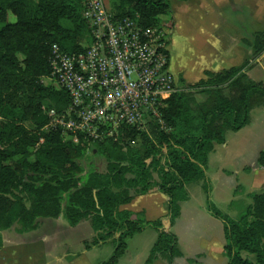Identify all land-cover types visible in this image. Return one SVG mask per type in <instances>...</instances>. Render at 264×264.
Returning a JSON list of instances; mask_svg holds the SVG:
<instances>
[{
  "label": "trees",
  "instance_id": "16d2710c",
  "mask_svg": "<svg viewBox=\"0 0 264 264\" xmlns=\"http://www.w3.org/2000/svg\"><path fill=\"white\" fill-rule=\"evenodd\" d=\"M30 1L32 14L26 0H0V227L14 225L21 234L35 230L40 218L61 217L69 226L86 220L94 232L92 245L118 233L111 240L112 254L99 263L117 264L126 239L149 226L157 236L144 264L158 257L170 264L182 256L176 235L162 229L160 218L148 221L142 211L120 207L157 186L167 197L172 226L180 203L188 200L186 184L200 181L207 211L223 224L226 264H264V190L253 193L251 204L234 219L210 199L205 174L214 146L225 142L228 131L248 125L253 108L264 106V82L246 75L247 62L217 72L204 70L194 83L179 77L181 88L160 107L161 123L148 116L143 127L121 126L100 141L85 142L80 135L76 142L63 140L59 130L43 129L47 120L28 128L26 108L57 114L69 109L68 93L39 79L50 73L52 44L69 53L83 52L90 44L83 0ZM121 5L117 15L137 14L141 25L155 27L171 1L121 0ZM244 43L252 45L257 57L264 51V29ZM197 94L204 98L197 100ZM137 136L138 145L133 144ZM87 143L91 154L105 160L103 169L93 162L82 164ZM256 163L264 171V149Z\"/></svg>",
  "mask_w": 264,
  "mask_h": 264
},
{
  "label": "built area",
  "instance_id": "2783aa9c",
  "mask_svg": "<svg viewBox=\"0 0 264 264\" xmlns=\"http://www.w3.org/2000/svg\"><path fill=\"white\" fill-rule=\"evenodd\" d=\"M82 16L91 38L87 49H50L47 77L68 93L70 107L65 116L49 110L48 130L65 125L74 141L79 135L100 141L121 126L143 127L148 116L161 123L160 107L180 89L168 28L145 27L137 14L119 16L103 0H83Z\"/></svg>",
  "mask_w": 264,
  "mask_h": 264
},
{
  "label": "rangeland",
  "instance_id": "374dc122",
  "mask_svg": "<svg viewBox=\"0 0 264 264\" xmlns=\"http://www.w3.org/2000/svg\"><path fill=\"white\" fill-rule=\"evenodd\" d=\"M171 6L167 13L161 15L160 17V24L164 27L168 28L169 31V38H170V53L172 54V47L174 44L177 45L176 41H174V37L179 42L177 49L175 50V57L181 65H189L192 67H197L198 65L205 63L209 56L210 51V39L219 36L221 32L229 33L231 30L236 29L231 24H224L221 23V20L216 16V12L211 14L202 13L201 8H208V7H215V1L209 2V0H189L188 2H177L175 0H170ZM249 5H251V0H247ZM105 7L110 12H117L116 10H120L122 8L121 0H103ZM206 3H210L206 4ZM25 6L30 14L34 11V3L30 0H26ZM253 6V5H251ZM251 6H246L244 10H242L240 16H242L243 22L241 23V28L244 33H249L254 31L255 29H261L263 26L258 24L260 19V15L253 17L252 8ZM210 7V8H211ZM213 11V8H211ZM204 10V9H203ZM8 19L10 21H14V16L9 13ZM240 19V18H239ZM63 25H67L65 22H62ZM238 28V26H236ZM219 34V35H218ZM171 42H173L171 44ZM264 62V60H263ZM206 65V64H204ZM249 67L252 68L254 65L253 60L250 61ZM173 71V70H172ZM174 72V71H173ZM252 76L255 79H264V73L262 72V67L259 65L258 67L252 68L251 70ZM41 84L45 86H57L53 80L48 78L47 76L41 77L40 79ZM199 80V79H198ZM178 81V78H177ZM178 85L181 88V84L178 81ZM197 100H202L204 98L203 94H197ZM27 109V122L26 125L28 128H34L37 124L44 122L46 123L43 125V129L50 128L51 117H49V110L47 111L44 108L33 109V108H26ZM69 109L60 112L57 115H67ZM8 113V112H7ZM251 122L246 127L241 128L238 131H228L226 133V143L227 149L224 148L222 145L217 144L216 151L211 156V161L207 166L205 172L210 176L216 172V169L225 163V167L230 170L234 171L232 175H229L230 183L234 186V182H240L243 177L247 173L246 171H240L236 173L235 165L232 164L229 160L231 154L238 155L241 150L244 151L243 158L244 161H248L252 157V153L259 148H264V122L257 124L258 121H264V106L256 107L251 110ZM46 126V127H45ZM257 128V129H256ZM252 131L250 134L249 131ZM45 130V129H44ZM54 131V130H53ZM60 136L63 140H72L74 141V136L71 134L70 130L67 129L65 125L59 127ZM249 133V134H247ZM83 139V138H82ZM83 141H87L83 139ZM76 142V141H74ZM140 143V136H137L136 139L133 141V144L138 145ZM87 152L85 154L84 159L82 160V164L86 167L89 162H93V164L98 167L99 169H103L105 167V160L100 158L99 156H94L91 154L90 151V144L87 143ZM226 150L228 152H226ZM224 157H227L224 158ZM208 178V177H207ZM209 180V179H208ZM210 187L211 183L210 180L208 181ZM241 183V182H240ZM215 189H217L219 184L218 178L212 182ZM242 185H239L240 188ZM226 187H228L226 185ZM237 188V191H238ZM189 190L194 195V203L193 205H197L196 210L190 216L183 217V221L181 225L183 226L184 230L187 231L188 228L190 231H194L198 234L204 236L202 242L198 243L201 247L200 249L206 250L209 253V248L207 244H209L208 239L210 237L214 238L216 236V227L215 225L210 222L205 215L201 214L200 211L206 212L208 216H211L207 213L204 205H205V195L201 187H197L196 183H191L189 185ZM264 190V180L259 181L255 187L250 188L248 192L246 191L243 193H239V199L235 200L234 203L229 207L224 205L222 202L215 204L217 208L222 211L223 213L228 214L231 216V213L236 219L241 213H243L246 208L247 204L252 202L251 195L252 192L260 193ZM218 191V190H217ZM243 193V194H242ZM251 193V194H250ZM211 199V198H210ZM224 202V198H220ZM212 200V199H211ZM213 202V200H212ZM251 204V203H250ZM247 205V206H246ZM201 206V207H198ZM199 209L200 211H197ZM238 215V216H237ZM83 221V220H82ZM84 226H89V231L92 232V229L88 222H82L79 227H71L69 226L66 221L59 217L57 219H49V218H40L38 220V226L36 230L29 231L25 234H18L14 231V225L9 227H0V232L4 233L6 236V241L14 242V243H27V242H34L38 241L44 244V246H37V251H41V254L35 258V260L40 259L39 264H74L72 259L74 255L82 249L83 239H85L88 235V232L84 228ZM146 228V227H145ZM144 228V229H145ZM152 229V227H147ZM223 240V236H222ZM49 243L48 245H46ZM105 253L110 251L112 253V244L106 243ZM151 248V247H150ZM9 248L4 250L7 253ZM29 249L27 248L26 253L23 254L22 251H19L21 255V259H33L32 256H28ZM98 255V254H97ZM102 255V253H100ZM6 256H10L9 252ZM242 256L249 258L250 260L254 261V256L245 252H242ZM100 257V256H99ZM102 259V258H101ZM105 259H108V256H105ZM225 259V257H224ZM34 262V261H32ZM2 264H18V261L14 260L11 257L8 260H5ZM37 264V262L35 263Z\"/></svg>",
  "mask_w": 264,
  "mask_h": 264
},
{
  "label": "crops",
  "instance_id": "0c3cea01",
  "mask_svg": "<svg viewBox=\"0 0 264 264\" xmlns=\"http://www.w3.org/2000/svg\"><path fill=\"white\" fill-rule=\"evenodd\" d=\"M188 1L189 0L184 2H188ZM213 1H215L214 2L216 5L215 7L213 6L211 7L210 3H206L209 4L211 8H213V11L210 7L201 8V11H204L202 13L211 14L213 12H216L215 14L219 18V20H221V23L231 24L236 29L231 30V32L229 33L221 32L220 35L218 34L219 36H216L213 39L211 38L210 43H212V45H210L211 49L208 53L210 57L207 60H205V63H202L197 67H192L189 65H181L182 63H179L177 61L175 57L176 56L175 50L177 49V47H179L178 46L179 42L176 40V37H174V41H176L177 45L174 44V46L172 47L173 55L171 56V62H172L171 68L174 71L173 74L178 79L179 77L183 78L186 83H194L198 79L204 76L203 75L204 70L217 72L222 69H227L232 66H239L244 62H247L246 68L244 69L246 75L253 81L264 82V79H255L251 73L252 68L258 67L259 65L262 67V72L264 73V62H263L264 51L261 54L257 55V57H255L252 45L250 44L248 45L244 43V39H247L248 41L252 42L254 33L264 29V0H251L252 2L251 5L253 6L249 5V2L247 0H213ZM213 1L209 0V2H213ZM246 6H251L252 13L254 15L253 17H255L256 14L260 15V19L257 21L258 24H261L263 26L261 29H255L254 31H251L249 33H244L242 31L241 23L243 22V20L240 14ZM236 26H238V28ZM172 43L173 42H171V44ZM251 60H253L254 63L252 68L249 67L250 66L249 63ZM250 122H251V113H250ZM250 122L248 123V125L250 124ZM261 122L263 123L264 121L260 120L258 121L257 124H260ZM259 126H261V124ZM249 133L250 134L252 133L251 129ZM226 141L227 139H225V142L220 145H222L224 148L227 149ZM216 146L217 144L214 146V150L208 156L207 166L211 161V157H212L211 155L216 151ZM262 149L257 148L254 151V153H252V157L248 159V161H244V159L241 158L244 155L243 150H241L238 155L231 154L229 160L232 164L235 165L236 173H239L240 171H246L245 173H247L245 177L241 179L240 181L241 183L235 181L233 183L234 186L230 183V178H229V175H232L234 171L228 170L225 167L226 166L225 163H222V165H220L216 169V172H214L213 175L209 176L205 172L206 176L208 177L211 183L210 198L213 200L214 204H217L219 200V202H222L224 205L230 207L235 200L239 199V195H238L239 193L241 192L244 193L245 191L247 193L248 190H250V188L255 187V185H257L260 180L261 181L264 180V171L256 163L257 154ZM226 152L228 151L226 150ZM224 158L227 159V157ZM214 178L215 179L218 178L220 183L219 184L220 186H218L217 189H215L214 185L212 184ZM191 183H196L197 187L202 188L200 181L191 182ZM191 183H188L185 186L186 191L188 193V200L180 203V214L178 218L175 219L172 226H170L169 219L167 216V197L158 189L157 186L152 188L150 191H148L145 194L134 196L130 202L122 205L120 209H125L132 212L142 211L144 219L148 221L160 218L162 221V229L170 230L176 235L178 248L181 251L182 256L174 258L170 264H226L227 258L223 252V246L225 243L223 224L221 220L213 217L207 211L205 205L204 207L207 213H209L211 216H208L206 212L204 213L199 209H197V211H200L201 214L205 215L206 218L210 222H212L216 227V236L214 238L210 237L208 239L209 244H207V246L210 249L209 253L206 250L200 249L201 247L198 244L203 241L204 236L194 231H190L189 228L187 231H185L183 226L181 225V222L183 221V217L190 216L191 214H193V212L196 210L197 207V205H193L194 195L189 190V185ZM226 185L228 187H226ZM239 185L242 186L238 188ZM220 198H224V202ZM250 203H248L247 205H249ZM234 216L236 215H233L231 213V217L235 218ZM82 222L85 223L88 221L86 220L80 221L76 226H71V227H79ZM84 228L88 232V235L85 239H83L82 249H80L74 255L72 262L74 264H99L100 262L105 261L106 260L105 256H108L109 258L110 255L112 254V253L110 254L109 250L108 253H105V247L107 246L106 243L112 244L113 246L112 252H113L114 245L111 242V240L113 238H116L118 236V233H116L112 238L99 242L98 244L92 245L90 244V241L94 236V232L93 230L92 232L89 231V226L86 227L84 226ZM25 233H21V234H25ZM0 235L2 239V246L0 248V264L5 262V260L10 259L11 257L14 258L16 263L18 261V264H35L36 262L37 264L40 263L39 261L40 259L35 260V258L41 254V251H37L36 248L37 246H44L43 243L38 241L27 242V243H20V242L11 243L9 241L8 242L6 241L5 238L6 236H4V233L0 232ZM156 236H157V232L155 229L153 228L149 229L146 227L142 231L138 233H134L131 237L127 238L126 249L123 255L119 258L117 264H144V261L148 256L150 247L154 243ZM222 236H223V240H222ZM48 244L49 243H47L46 245ZM6 248H9L8 252L10 256H6L8 252L7 253L4 252ZM27 248L29 249L28 256L31 255L33 259H29V258L21 259V255L19 251H22L23 254H25ZM100 253H102V255H100ZM151 264H167V263L163 258L158 257Z\"/></svg>",
  "mask_w": 264,
  "mask_h": 264
},
{
  "label": "water",
  "instance_id": "95a60500",
  "mask_svg": "<svg viewBox=\"0 0 264 264\" xmlns=\"http://www.w3.org/2000/svg\"><path fill=\"white\" fill-rule=\"evenodd\" d=\"M165 227V226H164Z\"/></svg>",
  "mask_w": 264,
  "mask_h": 264
}]
</instances>
